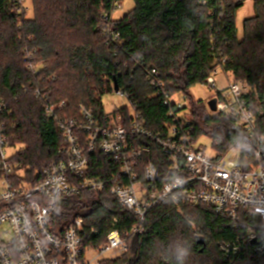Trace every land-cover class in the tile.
Returning a JSON list of instances; mask_svg holds the SVG:
<instances>
[{
	"label": "trees",
	"instance_id": "trees-1",
	"mask_svg": "<svg viewBox=\"0 0 264 264\" xmlns=\"http://www.w3.org/2000/svg\"><path fill=\"white\" fill-rule=\"evenodd\" d=\"M133 1V9L118 21L124 44L114 53L103 34L102 11L109 0H32L33 17H25L19 1L0 0V102L6 106L0 119L13 137L11 144L22 146L13 158L25 168L31 183L41 179L44 167L64 158L62 133L34 97L39 87L53 105L67 103L62 110L65 116L79 120L83 104L105 121L103 96L113 92L116 79L120 88L128 85L140 103L148 129L164 130L167 111L150 96L153 89L143 71L134 68L137 58L159 71L171 94L188 97L190 131L196 142L202 135L213 138L219 150L216 158L237 149L242 159H253L256 139L231 115L210 114L204 101L195 100L189 90L205 84L218 66L215 62L227 58L225 69L248 88L246 98L255 112L257 133L264 137V0H254L256 12L244 19L242 38L236 13L245 0ZM25 50L39 63L36 75L26 68ZM119 111L129 119L126 108ZM136 142L150 145L152 155L142 160L141 167L155 164L164 184L172 171L171 159L147 139ZM89 169L94 177L120 173L118 161L100 152L90 157ZM77 215L97 229L85 243L94 248L107 241L115 219L123 237L137 224L134 213L110 196V187L100 194L86 191L62 200L52 215V231H63ZM238 221L206 205L163 200L148 212L144 231L130 236L125 255L100 264H243L223 248L261 227V220L244 211ZM250 258L264 264V254Z\"/></svg>",
	"mask_w": 264,
	"mask_h": 264
},
{
	"label": "built area",
	"instance_id": "built-area-1",
	"mask_svg": "<svg viewBox=\"0 0 264 264\" xmlns=\"http://www.w3.org/2000/svg\"><path fill=\"white\" fill-rule=\"evenodd\" d=\"M16 1L22 4L21 0ZM122 4L123 0H109L102 11L104 40L114 53L124 44L118 30L119 20L115 18ZM25 58L28 72L38 74L39 63L27 50ZM226 61L224 57L215 62L218 66L205 83L214 90L212 98L216 99L217 110L209 108V112L231 115L239 128L256 139L252 160L242 159L240 151L237 162L226 161L227 156L207 157L191 135L190 108L184 102L188 97L171 94L159 71L145 66L138 58L133 61L134 68L143 71L153 89L150 96L160 100L167 111L161 132L148 129L140 103L128 85L116 91L114 84L113 92L127 103L107 113L105 121L96 118L95 113L83 104L79 107V120L65 116L62 110L67 103L62 101L53 105L39 87L34 97L56 123L65 145L64 158L44 167L41 179L33 184L26 179L25 168L8 156L13 137L8 135L6 123L0 119V173L3 174L0 179V264H100L105 259H117L127 252L130 236L144 231L150 209L163 200L178 205H206L235 222H239L240 213L244 211L259 215L261 227L248 230L241 240L223 248L228 256L232 254L243 264H256L250 257L264 254V137L257 133L255 112L246 98L248 88L242 81L227 75L231 72L225 69ZM220 71L228 78L227 85L221 89L217 87L216 79ZM123 108L129 111V119L119 111ZM5 109V103L0 102V115ZM137 138L157 145L171 159L172 171L168 172L164 184H160L162 176L155 164L149 162L141 167L142 160L151 157L152 149L150 145L138 144ZM98 152L118 161L119 175L106 178L89 174L90 157ZM107 187H110V196L137 218L136 227L124 237L115 219L107 241L100 248L85 246L97 234V229L81 215L73 217L63 231H52V215L62 200L86 191L100 194Z\"/></svg>",
	"mask_w": 264,
	"mask_h": 264
},
{
	"label": "rangeland",
	"instance_id": "rangeland-1",
	"mask_svg": "<svg viewBox=\"0 0 264 264\" xmlns=\"http://www.w3.org/2000/svg\"><path fill=\"white\" fill-rule=\"evenodd\" d=\"M22 1V8L21 11L26 15L25 17H33V5H32V0H21ZM134 7V1L133 0H123V4L120 10L115 14V18L117 20H122V18L129 13L132 8ZM255 6H253V2L247 1L244 3L243 7L238 9L236 13V21H237V28H238V35L240 38L243 37V24H244V19L250 18L255 14ZM229 77L232 75L227 74ZM217 79V87L219 89L224 88L227 83H228V78L226 77L225 73L219 72L216 76ZM190 94H192L193 98L195 100H202L204 101L205 105L206 103L212 98L214 95V90L209 88L205 84H199L196 85V87L191 88ZM185 104H189L188 98L184 100ZM127 103L126 100L122 99L121 97L117 96L115 92H110L109 94H105L103 96V105H104V110L107 113L113 112L117 108H121L125 106ZM207 108V107H206ZM209 111V108H208ZM210 113V112H209ZM212 114V113H210ZM214 115V114H212ZM191 119V117H190ZM197 146L201 148L202 151L205 152L206 156L213 159L219 155V150L215 147V143L213 138H210L206 135H202L199 137L197 141ZM22 149V146L19 144L17 146H12V148H9L7 150V154L10 157H13L16 155L20 150ZM240 157L239 150L234 149L230 153H228L227 157L225 160H234L235 162L238 161ZM1 185H0V190H1ZM108 257L111 256L110 254L107 255Z\"/></svg>",
	"mask_w": 264,
	"mask_h": 264
},
{
	"label": "water",
	"instance_id": "water-1",
	"mask_svg": "<svg viewBox=\"0 0 264 264\" xmlns=\"http://www.w3.org/2000/svg\"><path fill=\"white\" fill-rule=\"evenodd\" d=\"M114 83H115V90L117 91L119 89V84L117 83V80L114 79ZM207 106L208 108H210V110L212 111H216L217 107H216V99L212 98L210 101L207 102ZM199 243L203 244L204 243V238H200L199 239Z\"/></svg>",
	"mask_w": 264,
	"mask_h": 264
},
{
	"label": "crops",
	"instance_id": "crops-1",
	"mask_svg": "<svg viewBox=\"0 0 264 264\" xmlns=\"http://www.w3.org/2000/svg\"><path fill=\"white\" fill-rule=\"evenodd\" d=\"M132 9H133V8H132ZM231 75H232V73H231ZM230 78H232V79H233V75H232Z\"/></svg>",
	"mask_w": 264,
	"mask_h": 264
}]
</instances>
